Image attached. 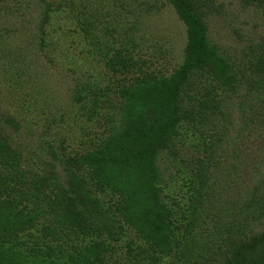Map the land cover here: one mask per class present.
I'll return each mask as SVG.
<instances>
[{
    "label": "rangeland",
    "instance_id": "374dc122",
    "mask_svg": "<svg viewBox=\"0 0 264 264\" xmlns=\"http://www.w3.org/2000/svg\"><path fill=\"white\" fill-rule=\"evenodd\" d=\"M175 1L0 0V264H264V0Z\"/></svg>",
    "mask_w": 264,
    "mask_h": 264
},
{
    "label": "trees",
    "instance_id": "16d2710c",
    "mask_svg": "<svg viewBox=\"0 0 264 264\" xmlns=\"http://www.w3.org/2000/svg\"><path fill=\"white\" fill-rule=\"evenodd\" d=\"M172 6L175 8L176 13L180 17L182 21H187L186 18L182 15V12L180 10V7L178 6L177 1L171 0ZM188 22V21H187ZM188 24H190L188 22ZM190 31L187 30L188 40L190 41ZM191 46V43H190ZM166 100L161 101L159 104L155 103H145V119L149 123L148 131H142L139 132L140 134L134 136L131 134V131H133V125L131 122L126 121L123 125V130H121L118 133H115L112 135L111 138H109L102 146V148L97 151L92 159L89 161V165L93 168H103L106 167L107 163H112L118 165L120 168L125 169L127 174H130V171L133 172V169L137 172V174L134 173V176L131 180V185L136 187L141 182V177L144 180H148L150 178L154 179L158 175V172H156V167L153 164V159L155 157L154 154V148H151L150 151H145L144 149H140L141 147V140L139 136H142V134L145 137V134L152 135L154 138L157 139L160 137L161 130L163 129L164 125L163 119L170 117V112H166L165 104ZM157 107V108H155ZM158 112V115H157ZM156 114L157 116H153V119L150 117L152 115ZM156 124V125H155ZM156 127V129H155ZM121 144H125L126 148H128L129 151L133 152V155L130 158H126L123 156H116V158H113L112 160H108L105 158H102L101 155L106 150H111L113 147H116L118 149V146ZM96 170H93V173H96ZM132 175V174H130ZM143 186V184H142ZM147 193H149L148 190H145ZM247 264H254L250 261L247 262Z\"/></svg>",
    "mask_w": 264,
    "mask_h": 264
}]
</instances>
